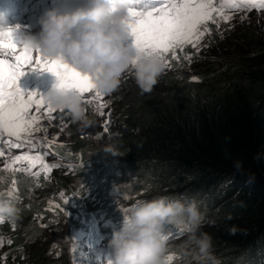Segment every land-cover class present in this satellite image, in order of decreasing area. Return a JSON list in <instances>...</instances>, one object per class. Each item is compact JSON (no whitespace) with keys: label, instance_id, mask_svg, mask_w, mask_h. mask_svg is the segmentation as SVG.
I'll return each mask as SVG.
<instances>
[{"label":"trees","instance_id":"obj_1","mask_svg":"<svg viewBox=\"0 0 264 264\" xmlns=\"http://www.w3.org/2000/svg\"><path fill=\"white\" fill-rule=\"evenodd\" d=\"M255 35L246 55L212 67L204 82L171 93L165 106L139 103L110 154L82 140L65 149L76 165L73 178L59 180L87 213V236L96 226L110 240L113 202L101 189L115 185L131 202L194 198L202 214L197 234L210 237L214 257L217 251L237 254L239 264H264V40ZM7 219L11 226L13 217ZM171 228L186 233L171 252L180 264H194L185 227L163 230ZM14 244L16 251L20 241Z\"/></svg>","mask_w":264,"mask_h":264},{"label":"rangeland","instance_id":"obj_2","mask_svg":"<svg viewBox=\"0 0 264 264\" xmlns=\"http://www.w3.org/2000/svg\"><path fill=\"white\" fill-rule=\"evenodd\" d=\"M5 1L19 6L21 0ZM223 2L212 0L222 14L213 12L216 22L209 20L200 26L201 31L207 28L208 32L200 38L196 48L191 44L178 47L175 59L171 51L166 54L168 66L151 92L141 91L134 69L130 67L122 75L118 88L110 94L102 93L99 98H94L92 92L83 94L84 100L89 101L84 103L85 114L92 121L89 126L74 123L64 110L55 109L49 113L42 108L37 113L33 107L30 114L37 120L30 134H21L22 146L10 147L20 142L0 133V198L12 201L18 212L21 211L20 217H13L11 226L9 221L0 220V264H110L108 242L100 239L96 226L87 236L85 229L92 226L87 213L76 207L71 191L61 186L60 176L65 174L73 178L76 165L65 158L64 148L82 140L98 151L110 154L115 139L127 136L130 131L131 117L139 103L165 106L171 93H181V87L186 84L204 82L212 67L223 66L224 62L246 55L252 37H258L256 33L259 40H264V9L225 8ZM223 16H230V19L225 22ZM0 30L11 32L19 54L24 37L38 35L41 29L11 21ZM32 56L35 59L36 53ZM5 59L12 62L13 56L8 55ZM24 73L17 86L25 95L35 92L45 96L57 85V78L50 72L25 68ZM23 155L39 156L40 162L29 164L27 160H14ZM15 239L20 241L16 251L13 250ZM39 252L43 257H38ZM223 254L218 255L216 251V259L239 264L237 254H229L227 258ZM18 255L20 260H17Z\"/></svg>","mask_w":264,"mask_h":264},{"label":"clouds","instance_id":"obj_3","mask_svg":"<svg viewBox=\"0 0 264 264\" xmlns=\"http://www.w3.org/2000/svg\"><path fill=\"white\" fill-rule=\"evenodd\" d=\"M64 2L70 5L72 0ZM131 6L132 0H78L75 6L55 7L40 18L39 34L25 36L22 47L44 59L59 60L90 77L101 93L116 90L130 67L141 91L151 92L166 66L159 55H144L130 42L128 9ZM6 24V15L0 13V27ZM44 98L53 109H63L74 123L84 127L91 124L85 114L83 97L77 91L55 87ZM114 187H103L101 192L106 190L111 197L109 191ZM128 198L119 200L117 208L112 205L107 215L112 223V236L110 240H101L108 242L110 264H180L170 245L186 233L182 229L163 230L167 224L185 227L194 264H217L210 237L203 232L197 234L202 214L194 198L160 196L136 202ZM99 204L96 201L94 207ZM17 212L12 201L0 198L3 222Z\"/></svg>","mask_w":264,"mask_h":264},{"label":"snow or ice","instance_id":"obj_4","mask_svg":"<svg viewBox=\"0 0 264 264\" xmlns=\"http://www.w3.org/2000/svg\"><path fill=\"white\" fill-rule=\"evenodd\" d=\"M228 6L239 9L255 8L259 11L264 9V0H240L239 3H229ZM213 12L222 14L214 7L212 0H158V2L148 0L146 10L141 8L140 0L136 4L132 2L128 9L132 43L144 55H159L165 66H168L165 57L170 51L172 58L175 59V50L178 47L182 48L185 44L197 47L200 38L208 32L207 28L201 31L200 26L209 20L216 22L213 20ZM223 19L227 22L230 16H223ZM17 48L11 32L0 31V133L10 138L15 137L20 142L13 143L10 147L22 146L24 141L21 140V134H30L37 120L36 116L30 114L33 107L37 113L42 108L49 113L55 111L46 103L44 96H39L35 92L25 95L17 86L19 78L25 74V68L52 73L57 78L58 89L75 90L82 97L84 93L89 92L94 93V98L102 95L90 77L82 75L59 60H47L38 54L33 59V51L26 47H19L17 54ZM8 55L13 56L12 62L5 59ZM83 101L89 102L84 98ZM103 106L101 104V107ZM14 160H27L29 164H33L40 162V157L23 155L16 156Z\"/></svg>","mask_w":264,"mask_h":264},{"label":"bare ground","instance_id":"obj_5","mask_svg":"<svg viewBox=\"0 0 264 264\" xmlns=\"http://www.w3.org/2000/svg\"><path fill=\"white\" fill-rule=\"evenodd\" d=\"M17 20H18V18L15 19L16 22H18ZM9 21L11 22V20H9ZM22 21H23V18L20 19V21L18 22V24H20ZM6 25H7V24H6ZM21 31H22V30H20L19 32H21Z\"/></svg>","mask_w":264,"mask_h":264}]
</instances>
